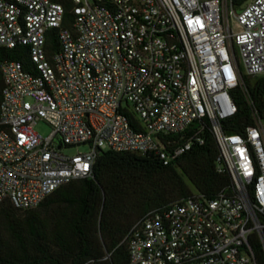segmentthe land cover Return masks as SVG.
<instances>
[{
    "label": "built area",
    "instance_id": "built-area-1",
    "mask_svg": "<svg viewBox=\"0 0 264 264\" xmlns=\"http://www.w3.org/2000/svg\"><path fill=\"white\" fill-rule=\"evenodd\" d=\"M69 3L67 17L59 1L0 0V51L29 60L0 53V204L36 209L106 151L168 166L209 132L230 184L147 212L125 238L129 264H264V109L243 81L264 77V0ZM238 88L252 107L240 134L224 129Z\"/></svg>",
    "mask_w": 264,
    "mask_h": 264
},
{
    "label": "trees",
    "instance_id": "trees-1",
    "mask_svg": "<svg viewBox=\"0 0 264 264\" xmlns=\"http://www.w3.org/2000/svg\"><path fill=\"white\" fill-rule=\"evenodd\" d=\"M54 1L65 5L69 17V0ZM248 1L233 4L239 10ZM53 36L48 42L57 46ZM25 50L0 53L27 66ZM248 79L243 77L254 107L262 113L264 77ZM232 95L237 113L224 122V129L240 134L252 125V107L239 88ZM217 157L209 132L202 145L168 166L154 154L102 152L91 178L59 187L36 209L19 211L0 204V264H129L125 238L147 212L187 198L193 189L213 198L230 184L228 175L216 172ZM256 252L263 263L259 244Z\"/></svg>",
    "mask_w": 264,
    "mask_h": 264
},
{
    "label": "rangeland",
    "instance_id": "rangeland-1",
    "mask_svg": "<svg viewBox=\"0 0 264 264\" xmlns=\"http://www.w3.org/2000/svg\"><path fill=\"white\" fill-rule=\"evenodd\" d=\"M239 60V63H240V68L243 70V64L241 62V60L238 58ZM249 81H252L253 78H249L248 79ZM35 131L42 137H46L50 132H51V128L50 126L43 122V121H40L37 123V125L35 126ZM87 149L86 147H80L78 149H69V150H65L66 153H69V154H74L76 152H85ZM193 189V188H192ZM133 219V218H132Z\"/></svg>",
    "mask_w": 264,
    "mask_h": 264
},
{
    "label": "water",
    "instance_id": "water-1",
    "mask_svg": "<svg viewBox=\"0 0 264 264\" xmlns=\"http://www.w3.org/2000/svg\"><path fill=\"white\" fill-rule=\"evenodd\" d=\"M58 147L60 148L61 147V144Z\"/></svg>",
    "mask_w": 264,
    "mask_h": 264
}]
</instances>
